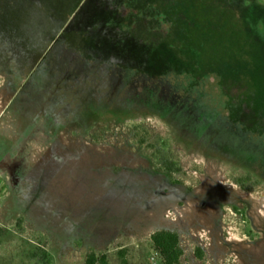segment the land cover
Wrapping results in <instances>:
<instances>
[{
	"label": "rangeland",
	"instance_id": "374dc122",
	"mask_svg": "<svg viewBox=\"0 0 264 264\" xmlns=\"http://www.w3.org/2000/svg\"><path fill=\"white\" fill-rule=\"evenodd\" d=\"M1 185L0 264H264V0H0Z\"/></svg>",
	"mask_w": 264,
	"mask_h": 264
},
{
	"label": "trees",
	"instance_id": "16d2710c",
	"mask_svg": "<svg viewBox=\"0 0 264 264\" xmlns=\"http://www.w3.org/2000/svg\"><path fill=\"white\" fill-rule=\"evenodd\" d=\"M158 171L167 177H171L172 167L168 163H163ZM1 189H5L3 185ZM21 220L17 221V227L20 226ZM33 239L38 242V245H33L31 251L23 252L27 259L35 260L37 264H52V260L48 252L44 249L46 239L41 233H34ZM150 241L153 250L161 259L162 264H179L182 257V250L179 245L178 234L174 231L158 230L150 236ZM129 250L121 248L116 252L117 264H130L128 258ZM200 257V254L198 255ZM85 264H108V259L105 254L97 255L90 250L87 254Z\"/></svg>",
	"mask_w": 264,
	"mask_h": 264
}]
</instances>
